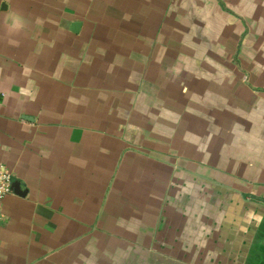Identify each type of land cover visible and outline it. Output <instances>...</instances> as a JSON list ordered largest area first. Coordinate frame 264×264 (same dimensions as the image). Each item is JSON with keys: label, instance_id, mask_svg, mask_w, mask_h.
Returning a JSON list of instances; mask_svg holds the SVG:
<instances>
[{"label": "crops", "instance_id": "0c3cea01", "mask_svg": "<svg viewBox=\"0 0 264 264\" xmlns=\"http://www.w3.org/2000/svg\"><path fill=\"white\" fill-rule=\"evenodd\" d=\"M0 264H264V0H0Z\"/></svg>", "mask_w": 264, "mask_h": 264}, {"label": "built area", "instance_id": "2783aa9c", "mask_svg": "<svg viewBox=\"0 0 264 264\" xmlns=\"http://www.w3.org/2000/svg\"><path fill=\"white\" fill-rule=\"evenodd\" d=\"M14 179L13 175L10 172L9 168L0 162V220L2 219L3 215V201L4 199L13 194Z\"/></svg>", "mask_w": 264, "mask_h": 264}, {"label": "water", "instance_id": "95a60500", "mask_svg": "<svg viewBox=\"0 0 264 264\" xmlns=\"http://www.w3.org/2000/svg\"><path fill=\"white\" fill-rule=\"evenodd\" d=\"M13 189L16 191V192H18V190H19V185H18V183H14L13 184Z\"/></svg>", "mask_w": 264, "mask_h": 264}]
</instances>
